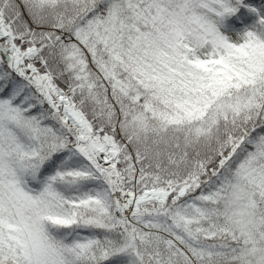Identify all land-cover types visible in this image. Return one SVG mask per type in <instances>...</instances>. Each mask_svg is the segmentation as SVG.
Segmentation results:
<instances>
[{
    "label": "snow or ice",
    "instance_id": "snow-or-ice-1",
    "mask_svg": "<svg viewBox=\"0 0 264 264\" xmlns=\"http://www.w3.org/2000/svg\"><path fill=\"white\" fill-rule=\"evenodd\" d=\"M255 3L0 0V264H264Z\"/></svg>",
    "mask_w": 264,
    "mask_h": 264
},
{
    "label": "trees",
    "instance_id": "trees-1",
    "mask_svg": "<svg viewBox=\"0 0 264 264\" xmlns=\"http://www.w3.org/2000/svg\"><path fill=\"white\" fill-rule=\"evenodd\" d=\"M262 3H264V0H256V3L253 4L252 6L256 7L257 5L262 4ZM246 11H247L246 9L241 8L240 9V13H238V15L239 14H243ZM252 22H253V18L252 17H248L247 23L250 24ZM226 23L228 25H234L236 28L241 29V30L245 27V25L243 23H241L240 21H237L235 19V17L228 19L226 21ZM221 31L224 32L226 35L228 34V32L223 27L221 28ZM109 264H127V258H125V257H117L114 261L109 262Z\"/></svg>",
    "mask_w": 264,
    "mask_h": 264
}]
</instances>
